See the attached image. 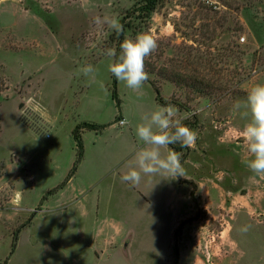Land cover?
<instances>
[{
  "label": "rangeland",
  "instance_id": "rangeland-1",
  "mask_svg": "<svg viewBox=\"0 0 264 264\" xmlns=\"http://www.w3.org/2000/svg\"><path fill=\"white\" fill-rule=\"evenodd\" d=\"M113 19L124 22L123 40L148 32L158 42L141 89L118 81L119 118L115 56L106 55L119 40ZM257 84L264 0H0V264H264V176L244 163L250 111L233 110ZM154 88L198 137L177 151L185 177L172 212L171 180L143 176L146 199L116 170L134 166L136 126L163 107ZM83 123L105 128L83 131L88 160L61 186ZM88 185L89 217L75 202L86 201ZM103 245L124 250L102 261Z\"/></svg>",
  "mask_w": 264,
  "mask_h": 264
},
{
  "label": "clouds",
  "instance_id": "clouds-1",
  "mask_svg": "<svg viewBox=\"0 0 264 264\" xmlns=\"http://www.w3.org/2000/svg\"><path fill=\"white\" fill-rule=\"evenodd\" d=\"M109 27L117 34L123 32V26L116 19L109 22ZM157 47V39L148 32L137 35L134 40L125 38L120 44L118 62L110 63L108 70L129 89L137 91L148 80L145 59ZM106 55L113 57L116 51L108 49ZM82 71L85 76H91L92 80H95L96 69L92 65L84 67ZM242 107L247 108L251 114L250 122L241 131L244 146L251 154V158L244 163L254 174L264 176V84L253 86L248 91L246 101H237L233 110L238 111ZM177 111L171 105L161 107L150 116H144L146 122L136 126V136L143 142L144 148L135 153V165L122 174V182L138 186L143 176L159 174L171 179L185 177L180 153L175 150L168 151L166 156L161 153V149H167L171 145L192 148L197 141V133L176 118ZM196 114L198 113L194 112L191 115ZM119 123L125 126L128 120L125 118ZM250 227L245 226L242 231L247 232Z\"/></svg>",
  "mask_w": 264,
  "mask_h": 264
},
{
  "label": "crops",
  "instance_id": "crops-1",
  "mask_svg": "<svg viewBox=\"0 0 264 264\" xmlns=\"http://www.w3.org/2000/svg\"><path fill=\"white\" fill-rule=\"evenodd\" d=\"M124 117L126 118V116L124 115ZM128 120V119H127ZM129 122V121H128ZM83 133V132H82ZM136 143V148H135V153L137 152V151H139V150H141L142 148H144V145H143V142H142V144L140 143V145L137 147V145H138V141L137 142H135ZM170 150H172L171 148H167V149H161V153H162V156H166V154H167V152L168 151H170ZM131 161L130 162H132L134 165H135V154H134V156L133 157H131V158H129ZM129 159H127V160H129ZM87 160H88V155H87V153H86V150H85V156H84V158H83V160H82V162H81V164L79 165V168H78V170H77V175L81 172V170L83 169V166H84V164L87 162ZM122 166V165H121ZM117 170V174L118 175H120V177L122 176V168H119V169H116ZM75 174V175H76ZM155 177L157 178V179H151V181L153 182V183H156L157 182V180L159 179V180H162V178H164V179H167V180H171L172 182H171V186L169 187V188H167L166 189V198H167V201H168V207H169V204L172 202V196L174 195V192L175 191H177V190H179L180 188H179V181H178V178H176V179H171L170 177H167V176H163V175H155ZM74 179H75V177H73ZM73 179V180H74ZM158 183V182H157ZM147 187L146 186H144V185H138L137 187H136V189L139 191V193H141L142 194V192H144V190L146 189ZM92 190H93V188H90L89 189V185H88V188H87V190H86V193H87V196H86V201H80V196H78V195H82V194H78L77 196L78 197H76L75 198V202H76V205L78 206V209L81 211V208L82 207H84V209H85V212H81V213H83V215L84 216H87V217H89L90 216V214H91V212H90V210H88L87 209V207H89L88 205H89V196H90V194L89 193H91L92 192ZM142 196L144 197V198H146V199H148L147 198V196H145L144 194H142ZM101 202H102V196H101V193L100 192H97V194H94L93 195V209H94V214H95V216L96 217H98V212L100 211V204H101ZM85 203H87V204H85ZM171 206L173 207V204H171ZM169 207V209H170V211L172 212V210H171V208L172 207ZM101 230V229H100ZM100 233H102V231H98V234H100ZM108 236V235H107ZM104 243V242H103ZM89 249H90V251L92 252V253H94L95 254V252H94V248L92 247H90L89 248V245H88V252H89ZM98 250V249H97ZM120 250H124V248H105V246L103 245V247L101 248V250L99 249V251H100V253H102V255H106L107 257H105L104 259H100L99 258V260H105V259H108V257H110V255H112V254H117Z\"/></svg>",
  "mask_w": 264,
  "mask_h": 264
},
{
  "label": "trees",
  "instance_id": "trees-1",
  "mask_svg": "<svg viewBox=\"0 0 264 264\" xmlns=\"http://www.w3.org/2000/svg\"><path fill=\"white\" fill-rule=\"evenodd\" d=\"M154 5V1H152L151 4V9L153 8ZM123 26V32L118 34L119 36V40L117 42V49H116V55H115V61L114 62H118L119 59V54H120V44L123 42V36L125 33V26H124V22L121 21L120 23ZM111 78H112V98L116 103V107L118 110V116L117 118L120 117V115L122 114V108H121V100L119 98L118 95V80L112 75L111 73ZM155 93H156V101L158 102V104L160 106H168V103H166L161 95L160 92L157 88H154ZM105 128V126H101V125H97V124H91V123H83L80 125H77L75 127V129L73 130L72 134H73V138L76 142V146H77V159L73 165V168L71 169L70 174L67 176L66 180L64 181V184H62L61 186L65 185V183L73 176V174L75 173V171L77 170L78 164L81 162V160L83 159V143H82V132L87 130V131H96V132H100ZM172 149H174L175 151H182L184 148H181L179 145H171L170 146ZM184 162V157L181 159V163ZM179 180L181 181V177H178ZM196 188V186H195ZM16 236H15V241H16ZM15 246V244H13ZM13 246V247H14ZM174 253H175V257H178V249L177 247H174Z\"/></svg>",
  "mask_w": 264,
  "mask_h": 264
}]
</instances>
